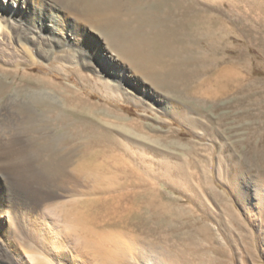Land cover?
<instances>
[{
  "label": "rangeland",
  "instance_id": "1",
  "mask_svg": "<svg viewBox=\"0 0 264 264\" xmlns=\"http://www.w3.org/2000/svg\"><path fill=\"white\" fill-rule=\"evenodd\" d=\"M47 1L62 20L54 49L0 23V264H264V0H200L224 22V56L241 64L239 92L222 97L224 121L145 84L131 63L114 64L129 83L101 69L83 52L89 37L104 52L109 39L70 4ZM83 101L94 111L72 106ZM184 111L199 123H183ZM88 125L104 149L85 151ZM74 211L118 236L115 257L85 246Z\"/></svg>",
  "mask_w": 264,
  "mask_h": 264
},
{
  "label": "bare ground",
  "instance_id": "2",
  "mask_svg": "<svg viewBox=\"0 0 264 264\" xmlns=\"http://www.w3.org/2000/svg\"><path fill=\"white\" fill-rule=\"evenodd\" d=\"M36 1L38 0H0V23L9 26L11 30H15L16 34H18L19 41L24 40L25 42L37 43L41 46L49 45L54 49L56 48L55 45L57 41L62 43V40L60 41L57 39L58 35L61 33V16H59L56 11L57 7L51 2H48L47 0H44V2L41 1L43 2L42 7L38 10ZM63 1L70 4L71 7L79 10L78 15L75 13L78 17L80 13L87 16H85V18L88 19L86 21L90 23L92 32H100L106 36L105 39H109L111 46L110 43L108 46L110 49L107 48L104 52L102 49H99L96 37L91 36L89 37L91 48L88 51L83 52L85 57L89 56L94 59V61L101 66V69L113 72V76L128 82L129 77L131 78L133 75H131L130 72L124 73L125 71L120 68H115L114 64L117 63L116 60L118 59L123 60V62H126L127 64L131 63V66L136 68V73L140 77H142V75L145 77V84L150 82V85L158 91L162 90L168 95L180 98L184 102L195 103L197 105L195 110L199 112V115L214 113L219 120H225V117L219 113V110L222 108L221 103L224 101L222 97L226 95L227 91L230 89L235 91V93L239 92L241 64L237 59H228V57L226 58L224 56L225 49L227 48H225V45L223 44L224 32L226 31H224V22L222 24V22L218 20L219 18L216 19L215 16L210 13V7L206 5V3L200 0H61V3H63ZM68 8L71 9L70 7ZM77 10L75 11L77 12ZM80 18H82L81 15ZM85 18L83 16V20ZM80 20H78V22H80ZM67 35L71 39H75V37L77 41L79 39L77 36L70 33ZM224 65L230 66L227 69L221 68ZM141 73L142 75H140ZM12 74L6 72V76L8 77L12 76ZM124 74L126 75L125 77H123ZM25 78H31V81L41 83L46 82V80L35 76ZM141 88L143 89L146 87L143 86ZM107 89L110 90V88ZM143 91H147L150 95L147 93L145 95H148L149 97L153 94L150 90ZM128 98L130 97L127 96V99ZM86 102L87 101L79 102L72 106L77 110L83 111L87 109L89 111H94L95 107L93 108L89 104H86ZM233 103L237 105L239 101L235 100ZM114 111L115 110L111 111V114H114ZM183 113L184 114H181L180 116V120L183 123L192 126H196L199 123L197 120L198 118L196 119L190 116L189 112L184 111ZM241 115V112L239 114L236 112V120L238 117H241ZM111 118H114V116ZM118 119H121V117ZM132 121L129 123L132 124ZM60 122L58 124H60ZM55 125H57V121ZM65 126H67V123ZM127 126H129L128 122ZM87 127L89 128L88 132L90 135L89 133L79 134L85 139L90 138L91 142H88L85 151H87L89 147L96 146L100 149H104L105 139L102 137V133H100L101 130L95 132L92 126L88 125ZM97 127L98 126H95V128ZM135 127H137V125ZM8 128L10 130L11 127ZM26 130L27 129H25V131ZM10 131H12V128ZM62 132H64V130ZM61 134L62 133H60V140L58 139L59 141H65L66 143L70 142L69 139H66L67 136H64L63 138V135L61 136ZM106 135H108L107 132ZM42 137L44 138V136ZM107 141L108 140H106V142ZM61 149L58 150V153L61 157L65 158ZM49 151H51V153H48V155L50 154L52 158L54 148H50ZM51 168L52 167H50V169ZM73 209L76 211V208ZM75 211L72 213L73 227L79 229L84 235L85 246L95 249L97 253H100L101 256H106V258L110 255L107 259H111L115 252L109 249V245L113 243L117 247L122 245V241L118 243V236L112 231L97 230L93 226L97 219L93 213L88 214L87 216L79 211L77 213ZM92 217L95 219L94 222L91 221ZM140 241H142V239H140ZM127 245L128 244H126L125 247H127ZM122 246H124V243ZM130 249L132 248L129 247V250ZM121 250L124 251L126 248H122Z\"/></svg>",
  "mask_w": 264,
  "mask_h": 264
}]
</instances>
